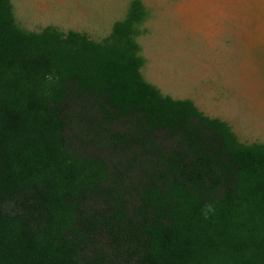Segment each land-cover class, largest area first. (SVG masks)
I'll list each match as a JSON object with an SVG mask.
<instances>
[{
  "label": "trees",
  "instance_id": "1",
  "mask_svg": "<svg viewBox=\"0 0 264 264\" xmlns=\"http://www.w3.org/2000/svg\"><path fill=\"white\" fill-rule=\"evenodd\" d=\"M143 17L131 0L94 43L25 32L0 0V264H264V146L142 80ZM71 128L106 159L70 156ZM108 168L131 212L124 190L100 188ZM99 198L111 206L80 208Z\"/></svg>",
  "mask_w": 264,
  "mask_h": 264
},
{
  "label": "rangeland",
  "instance_id": "2",
  "mask_svg": "<svg viewBox=\"0 0 264 264\" xmlns=\"http://www.w3.org/2000/svg\"><path fill=\"white\" fill-rule=\"evenodd\" d=\"M129 1L131 0H51L46 1L51 4L50 13L34 15L24 0H13L15 4L14 24L25 32L38 33L49 24L52 26L56 23L54 26L59 25L58 28L62 33L72 30L94 43H103L109 36L113 23L108 20L110 18L120 19ZM139 2L145 12L143 19L135 27L133 37L134 42H137L139 46L138 52L146 48L148 25L153 22L169 25L172 32L162 34L161 39L164 43L162 45L169 46L171 49L178 46L184 47L188 52L193 51L194 48L197 57L201 58L203 74L207 72L211 79H216L214 46L216 42L221 43L224 48L233 52L228 59V83L234 90L235 98H245V112L250 115L251 121L264 124V31L259 29L264 26V0H139ZM177 10L184 11L189 16L201 18L203 21L217 20L216 23L225 26L230 24L228 20L233 21L234 19L236 24L244 25L247 31L238 33L244 37L233 39L226 34V38L220 40L199 38L197 37L199 33L189 29L185 32H178L173 29L177 25L172 19ZM91 12L95 13L94 17L88 16ZM92 114H95L94 109L86 110L84 115L90 118ZM110 128L122 131L124 127L115 123L110 124ZM72 129H66L63 133L65 147L70 156L85 163L97 162L98 158L106 159L104 152L88 143L86 134L73 132ZM258 137L264 139V135L256 133V138ZM256 138L241 143L253 144L256 143ZM108 162L115 164L113 159ZM115 175L108 168V181L101 184L100 188L103 190L117 187L119 192L124 190L123 197L127 196L129 200L124 204V209L126 212H131L136 205L133 195L127 190L126 183L124 185V182L117 179ZM109 205L111 206V203L107 204L106 199L99 198L83 200L80 208L85 214L92 215L103 212ZM5 208L12 210L13 206L7 203Z\"/></svg>",
  "mask_w": 264,
  "mask_h": 264
},
{
  "label": "crops",
  "instance_id": "3",
  "mask_svg": "<svg viewBox=\"0 0 264 264\" xmlns=\"http://www.w3.org/2000/svg\"><path fill=\"white\" fill-rule=\"evenodd\" d=\"M46 1L51 0H24L34 15L52 11L50 9L51 4L46 3ZM8 3L14 22L15 4L13 0H8ZM126 10L127 7L120 19L110 18L108 21L113 23L121 21ZM143 10L145 12L144 8ZM94 14V12H91L88 16L94 17ZM172 19L177 25L173 27L174 30L185 32L189 29L199 33L197 37H204L205 40L207 38L220 40L226 34L233 39L240 38L244 37V35L240 36L238 33L247 31L244 25L236 24L234 19L233 21L228 20L230 24L225 26L221 23H216L217 20L203 21L201 18L189 16L181 10H177ZM54 25L56 23L52 26L49 24L48 27H54L55 30L60 32L59 25ZM169 27V25L166 26L157 22L148 25L146 48L141 50L142 52L139 51L137 53L142 60L138 70L142 80L152 86L161 97H167L174 101H188L204 117L225 123L240 143L256 138V133H260L263 136L264 124L258 121H251L250 115L245 112V98H235L234 90L228 83V59L233 52L224 48L221 43L216 42L214 47L217 78L211 79L207 72L203 74L201 58L197 57L198 55L194 48L192 49L193 51L188 52L184 47L178 46L175 49H171L169 46L162 45L164 44L161 39L163 37L162 34L168 31L172 32ZM259 29L264 31V26ZM135 43L139 47L137 42ZM256 143L264 146V139L258 137V139L256 138Z\"/></svg>",
  "mask_w": 264,
  "mask_h": 264
},
{
  "label": "clouds",
  "instance_id": "4",
  "mask_svg": "<svg viewBox=\"0 0 264 264\" xmlns=\"http://www.w3.org/2000/svg\"><path fill=\"white\" fill-rule=\"evenodd\" d=\"M206 208L208 209V210H212V206L211 205H206ZM207 218V217H206Z\"/></svg>",
  "mask_w": 264,
  "mask_h": 264
}]
</instances>
